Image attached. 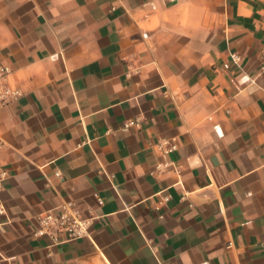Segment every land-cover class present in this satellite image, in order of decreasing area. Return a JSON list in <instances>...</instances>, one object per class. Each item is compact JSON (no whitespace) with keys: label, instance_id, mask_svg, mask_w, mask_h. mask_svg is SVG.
<instances>
[{"label":"crops","instance_id":"0c3cea01","mask_svg":"<svg viewBox=\"0 0 264 264\" xmlns=\"http://www.w3.org/2000/svg\"><path fill=\"white\" fill-rule=\"evenodd\" d=\"M262 49L264 0H0V264H264Z\"/></svg>","mask_w":264,"mask_h":264},{"label":"built area","instance_id":"2783aa9c","mask_svg":"<svg viewBox=\"0 0 264 264\" xmlns=\"http://www.w3.org/2000/svg\"><path fill=\"white\" fill-rule=\"evenodd\" d=\"M259 57V71L264 73V49L261 50ZM231 58L234 62H237L240 57L237 53H231ZM228 66V62L224 63L225 68ZM10 72L11 68L9 65L0 64V105L8 104L21 94L19 89L7 83V76ZM136 125H138V119H128L123 123L125 129ZM157 145L164 152L176 148V144L169 142L168 139H162ZM36 221L37 228L34 231V235L46 234L55 242L87 236L90 226V219L83 217L72 201H65L62 204L61 211L51 209L40 212L36 215Z\"/></svg>","mask_w":264,"mask_h":264}]
</instances>
